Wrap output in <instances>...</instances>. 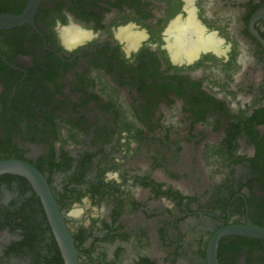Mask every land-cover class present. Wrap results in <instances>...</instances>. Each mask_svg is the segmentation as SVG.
Wrapping results in <instances>:
<instances>
[{
	"label": "flooded vegetation",
	"instance_id": "af4514ba",
	"mask_svg": "<svg viewBox=\"0 0 264 264\" xmlns=\"http://www.w3.org/2000/svg\"><path fill=\"white\" fill-rule=\"evenodd\" d=\"M7 159L44 176L78 264H210L220 230L264 228V0H41L0 31ZM216 258L264 264V238L223 236ZM0 264H66L17 175Z\"/></svg>",
	"mask_w": 264,
	"mask_h": 264
},
{
	"label": "water",
	"instance_id": "95a60500",
	"mask_svg": "<svg viewBox=\"0 0 264 264\" xmlns=\"http://www.w3.org/2000/svg\"><path fill=\"white\" fill-rule=\"evenodd\" d=\"M40 2L41 0H31L20 15L0 14V31L10 30L24 24H33L34 16ZM6 174L21 176L30 181L34 190L42 198L52 228L65 257L66 264H78V252L75 248L74 240L61 218L57 203L44 176L30 164L18 159L0 160V176ZM227 235L262 239L264 238V228L249 223L247 226H231L220 230L213 237L209 245L208 254L210 264H217L216 254L218 242L221 237Z\"/></svg>",
	"mask_w": 264,
	"mask_h": 264
}]
</instances>
